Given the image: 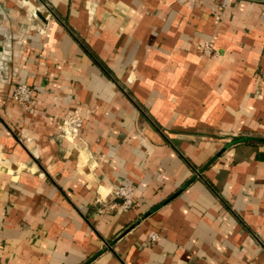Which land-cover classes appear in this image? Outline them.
<instances>
[{"label":"crops","instance_id":"obj_1","mask_svg":"<svg viewBox=\"0 0 264 264\" xmlns=\"http://www.w3.org/2000/svg\"><path fill=\"white\" fill-rule=\"evenodd\" d=\"M0 264H264V0H0Z\"/></svg>","mask_w":264,"mask_h":264},{"label":"built area","instance_id":"obj_2","mask_svg":"<svg viewBox=\"0 0 264 264\" xmlns=\"http://www.w3.org/2000/svg\"><path fill=\"white\" fill-rule=\"evenodd\" d=\"M33 88L24 83H17L12 89L11 97L22 106H28L32 101ZM135 188L128 183H119L111 190L113 199L112 206L116 205L119 208H128L133 204ZM99 201V200H98ZM157 238L155 232L148 233V239L154 241Z\"/></svg>","mask_w":264,"mask_h":264}]
</instances>
